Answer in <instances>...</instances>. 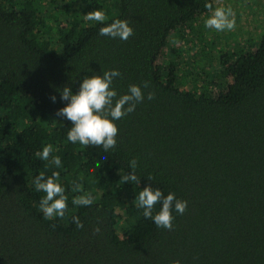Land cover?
Masks as SVG:
<instances>
[{
	"label": "trees",
	"instance_id": "16d2710c",
	"mask_svg": "<svg viewBox=\"0 0 264 264\" xmlns=\"http://www.w3.org/2000/svg\"><path fill=\"white\" fill-rule=\"evenodd\" d=\"M206 3L0 0V264H264V24L255 45L217 48L192 34ZM94 10L104 24L84 18ZM116 20L133 28L127 41L99 34ZM174 35L193 49L189 65ZM113 69L118 95L149 82L144 101L116 121L115 149L71 143L61 90ZM48 144L60 168L36 155ZM133 159L140 183H123ZM40 172L60 173L64 217L44 218ZM149 184L187 201L170 231L136 206ZM84 193L93 205H73Z\"/></svg>",
	"mask_w": 264,
	"mask_h": 264
},
{
	"label": "clouds",
	"instance_id": "9594fccd",
	"mask_svg": "<svg viewBox=\"0 0 264 264\" xmlns=\"http://www.w3.org/2000/svg\"><path fill=\"white\" fill-rule=\"evenodd\" d=\"M205 8L212 13L210 18L205 21L207 28L218 32L235 29L236 22L231 7H216L212 11L213 5L206 3ZM84 18L100 24H104L108 19L103 10L90 11ZM99 34L127 41L134 35V30L126 20H116L107 26L101 27ZM121 75L119 70L115 69L103 71L102 75L85 77L80 84L79 91L75 94L67 86L61 90V100L68 103L65 107L59 109L56 115L71 122L72 126L67 132L68 141L73 144L79 143L85 147H102L105 152L116 148L119 134L116 121L134 112L136 106L145 99L144 90L150 87L149 82L143 81L142 86L130 85L127 94L118 95L113 87V81ZM154 96L153 91H147L148 100H152ZM51 100L55 102L56 97L52 96ZM52 153L53 146L48 144L36 155L41 160L49 161L56 168H60L62 166L61 158L53 156ZM137 163L136 159L129 162L132 172L121 177L123 183H140V178L135 174ZM98 168H100L99 165ZM59 179V172H53L51 176H46L44 172H40L34 180L36 191H42L46 194L40 201V210L44 218L48 220L64 217L68 209V197L65 195V188L59 183ZM147 179L151 181L153 178L149 176ZM71 190L74 193H83L82 185L77 182H73ZM93 201L94 197L90 193H84L77 195L72 203L79 207H89L93 205ZM157 204H160L161 208L154 214V208ZM136 206L143 209V216L152 220L157 228L170 231L173 228L175 219L173 211L181 215L184 214L187 210V201L177 199L175 194L171 192L165 196L160 189H153L149 184L139 192ZM71 219L77 229L84 227L78 215L72 216ZM99 231V227L94 229V232L98 233ZM174 264H179V261H175Z\"/></svg>",
	"mask_w": 264,
	"mask_h": 264
},
{
	"label": "rangeland",
	"instance_id": "374dc122",
	"mask_svg": "<svg viewBox=\"0 0 264 264\" xmlns=\"http://www.w3.org/2000/svg\"><path fill=\"white\" fill-rule=\"evenodd\" d=\"M216 7H231L236 22L235 29L232 31L218 32L214 29L207 28L205 21L212 14L211 11H208L207 14L200 17L193 24L196 29L192 31V34L195 37L205 35L209 41L214 42V46L220 49H224L225 47L230 48V45L233 46L234 43L241 44L247 42V45L256 44L264 24V0H213L212 11ZM198 25L200 28L197 27ZM208 35H210V38H208ZM178 37L176 35L172 36V40L169 43L173 48L179 47L178 59L181 62L185 61V64L189 65L193 49H187L189 47L186 45L187 43L183 42L184 38L176 41ZM189 37L192 38V40L190 39L191 41H194L192 35H189ZM218 42L220 43L217 44ZM178 44L180 45L178 46Z\"/></svg>",
	"mask_w": 264,
	"mask_h": 264
}]
</instances>
